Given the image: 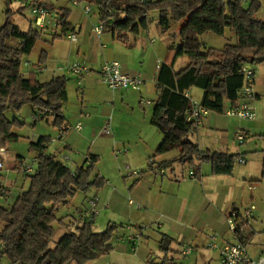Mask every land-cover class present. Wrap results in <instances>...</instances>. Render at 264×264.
I'll return each instance as SVG.
<instances>
[{"label":"rangeland","instance_id":"obj_1","mask_svg":"<svg viewBox=\"0 0 264 264\" xmlns=\"http://www.w3.org/2000/svg\"><path fill=\"white\" fill-rule=\"evenodd\" d=\"M43 1L52 14L49 17L51 23L47 25L48 27L44 32H40V38L35 42L32 51L29 55L23 56L20 63V71L23 75L35 76L40 81L49 80L47 76L50 70L38 73L32 64L36 66L47 64L49 67L56 68L60 65L67 66L73 63L86 62L83 56L75 54L77 45L71 43L66 37L71 31V27L65 33L62 31L60 11L65 9L68 11L67 20L78 31V39L85 37V32L87 33L92 25L97 23L96 14L99 11L92 4V11L87 15L81 7L73 5L71 0ZM250 1L243 0V5L247 7ZM259 1L263 3V0ZM32 2L33 0H30L23 4L20 0H0V26L8 16L10 21L22 30H28L30 27L36 29L32 22L30 9ZM86 2L90 3L89 1ZM82 4L85 2L82 1ZM158 17L157 11L150 12L147 29L141 31L137 37L145 44L148 36L149 38L154 37L156 40L154 47H163L167 43L169 44L171 40H179L178 31L181 23L175 22L171 18L170 33L165 35L158 23ZM256 17L264 20L263 5ZM80 26L83 28L82 32L78 30ZM173 33L176 39L170 35ZM51 38L54 39L53 43H51ZM200 40L202 49L210 47L221 49L226 43L234 44L236 37L226 29L224 36L205 33L200 37ZM186 61L185 56L179 57L176 68H180L181 64ZM259 65L261 63L252 66L257 69L258 73H261L263 67ZM54 72L56 75L66 74L70 76L72 74L67 69L55 70ZM101 79L98 78L97 83H95L96 87L94 85L92 92L90 88H86L87 82L85 83V80L77 86V79L72 76L69 77L67 84L68 99L62 108V114L66 118L69 117L68 122L71 125L76 120H81L83 122L81 131H75L72 128L64 131L63 137L58 138L61 127L53 126V116H44L33 110L28 104L23 105L18 111L8 109L4 113L7 120L16 119L20 122L19 125L11 129L12 133L15 132L18 135V139L8 143L6 150L10 154L21 156L19 159L21 164H32L33 171L36 168V162H33L36 155L30 149L29 144L39 136L50 138L47 146L48 153H53L55 148L59 146L63 147L65 140H68L64 137L68 135L74 149L61 148L60 154L65 152L64 156L69 157L70 160H74V156L75 161L81 163L88 155L94 154L98 157V161L90 174V179L92 180L95 175H98L103 180V184L99 187L90 186L85 191H77L68 203L57 206L55 216L64 221V226L59 227L56 223L53 224L55 231L49 242V247L55 246L63 228L72 230L76 227L75 222L81 225L85 220H91L90 217H84L82 212L89 208L90 199L95 195L100 204L99 213L93 215V230L101 232L105 230L107 224H115L117 229L113 241H116V236H121L118 242L128 244L129 248L127 251L124 250V253L118 251L111 253L110 251L90 260L91 262L88 261L86 264L160 263L165 256V252L159 247L161 235L168 232V228L173 225L177 227L178 231H175L174 235L172 234L175 241H172L171 248L166 255L169 264H219L217 250L207 247L210 236L216 235L218 241H221L222 238L230 239L231 233L225 222L226 214L233 208H244L250 205L255 206L252 221L255 235L250 237L246 244L249 252L256 255L257 245L264 242V236L261 232L264 228V87L259 88L257 86L259 83H256L255 90L260 92V98L252 103L256 112L255 119L247 120L226 116L225 113L211 112L213 115H219L223 121V125L220 127L221 132L228 138V145L219 150L234 154L241 153L244 162L241 163L238 159L231 175H211L209 165L202 164V178L194 180L191 179L192 177L189 178L188 172L191 175V169L186 164L179 162H174L170 167L164 168L162 174L157 167L154 169L148 167L147 156L154 152L150 147L147 149V146L161 137L160 132L148 122L147 114L144 117L142 104L138 103L140 99L138 96L130 99L132 103L121 102V99L118 98L116 105L107 104L111 100L112 90L107 88ZM140 88L141 91H136L135 94H141L144 99L152 101L151 104L142 105L145 110L150 111L156 98V92L151 90L150 94H147V82L145 86ZM120 91L122 92V90L118 92ZM99 108L103 111L100 113L101 115L97 116L95 111ZM87 111L90 112V116L85 114ZM35 115H39L41 119L35 120ZM77 115L80 117L76 118ZM108 118L111 119L112 133L105 134L101 131V127ZM239 130L245 135L243 143H239L235 138V132ZM191 139L193 141L197 139L195 133L191 135ZM60 154H57L58 159ZM5 160L4 168L0 172L4 176L5 183L13 181L14 186L11 187L13 191L11 197L7 198L6 201L0 198V204L8 208L10 207L8 204H12L15 200L16 194L28 188L29 177L22 170L21 165L16 170L13 168V161ZM65 164L71 165L72 163L68 160ZM126 167L131 171L138 170L140 172L134 175L129 174ZM162 178H168L169 182L160 188ZM138 179L140 185L136 186ZM147 179L151 182L147 183ZM153 179L156 184L152 182ZM130 187H133L131 191H129ZM147 187L151 188L150 193H148L151 205L144 204L140 210H136L134 206L128 204V200L129 198L133 199L134 189L143 188L147 193ZM107 189L113 190V193L108 195V199ZM103 205L106 206L102 207ZM129 222L132 224H128ZM133 223L137 226L144 223L146 226L143 229L136 227ZM158 223L161 226L158 227L156 225ZM127 224L133 227L132 232L142 231L134 244L129 243L126 239L129 233L125 230ZM199 230L201 231L199 232ZM116 245H114V249L118 250ZM186 245H190L193 250L189 255L182 256L179 253V248ZM8 263L9 261L5 257L0 259V264Z\"/></svg>","mask_w":264,"mask_h":264},{"label":"trees","instance_id":"obj_2","mask_svg":"<svg viewBox=\"0 0 264 264\" xmlns=\"http://www.w3.org/2000/svg\"><path fill=\"white\" fill-rule=\"evenodd\" d=\"M83 1L99 9L104 28L125 45L133 35L147 29L152 11L159 13L162 32L169 30L171 18L181 23L179 44L168 49L157 76L158 94L150 123L161 133L162 140L147 165L152 168L154 157L176 150V158L156 163V167L168 168L174 162L186 164L192 177L200 180L201 164L209 163L213 175H231L242 154L201 149L191 139L196 128L194 121L187 120V112L193 106L187 92L192 87L201 89L199 105L215 113H223L227 107L237 104L244 81L242 67L264 62V20L256 17L261 6L264 7V0L263 3L251 0L247 7L243 0ZM60 12L65 33L71 27L68 11ZM226 29L236 37L234 44L226 43L221 49H202L200 37L203 34L224 36ZM39 38L38 30L31 27L22 30L8 16L0 26V150H6L8 143L18 139L11 129L20 122L6 119L4 113L8 109L18 111L28 104L44 116L52 115L53 126L61 127L65 121L62 105L67 100L66 76L56 75L40 81L20 71L22 57L30 54ZM180 56H186L188 62L175 71V60ZM49 141V137L40 136L30 142L37 163L34 171L27 174L28 188L20 192L10 207L0 204V259L5 257L8 264H85L112 250L116 225L109 223L105 230L95 232L93 216L92 221L76 225L63 234L53 248L49 247L53 224L60 222L55 216L57 206L65 204L77 191L103 184L98 175L90 179L97 156H88L90 164L73 172L47 152ZM2 190L0 184V197ZM250 237L248 233L246 239ZM171 243V237L161 235L159 247L165 256L157 264H169L166 255Z\"/></svg>","mask_w":264,"mask_h":264},{"label":"crops","instance_id":"obj_3","mask_svg":"<svg viewBox=\"0 0 264 264\" xmlns=\"http://www.w3.org/2000/svg\"><path fill=\"white\" fill-rule=\"evenodd\" d=\"M96 20H97V23L100 21V19H99V13L96 14ZM97 23H94L92 25V27L95 24H97ZM70 26H71V24H70ZM92 27L90 28V30L87 31V33L85 32V37H82V38L79 37L78 41L76 43H73V44H76L77 45V47L75 49L76 50V53L75 54L77 56H83V59H85V61H86V62H83V64H85L90 69L89 73H87L85 75V76H87L86 79H85V76H84V78L82 79L81 83L83 82V80H85V83L87 82L86 83V88L87 89L90 88L91 91L93 92V87H94L95 83H97L98 78L101 79V76L99 74V69H100L101 65L104 62H106V61L117 60L120 63L121 70L123 72L129 73V74L141 73V75L143 77V80H144V83H143L142 86H145L146 85V82H147V94H150V91L151 90H155V92H156V98H157V94H158V89H157V76H158L160 64L164 61V57H165V54L168 51V49L171 48V47H173V46L178 45L180 40H173V41L171 40V42L169 44L167 43L163 47L162 46H158V47L155 46L154 47V44H155V41H156L154 37L149 38V36H148L147 37V43L145 44V42H143L141 39H139L137 37V35H138L137 34V35H133L131 37V41H130V43L128 45H125V44H123V43H121L119 41H116L114 39V37L112 36V34L106 28H104L103 31L101 32V34L97 36V35H95L92 32ZM71 30H75L76 31V28H74L73 26H71ZM78 30L82 32L83 31L82 26H80L78 28ZM106 31L108 33H105ZM40 32L42 33L44 31H40ZM76 32H77V35H78V31H76ZM166 33H168V34L170 33V28H169V30H167L166 32H164L165 35H166ZM170 35L172 37H174V38L176 37L174 33L173 34H170ZM53 41H54V39L51 38V43H53ZM149 44L152 47H148V46H150ZM43 51H45L47 53V51L45 49H43ZM178 58L175 60V63H174V70L175 71H178L181 68H183L187 64V62H188V60H187L186 62H184L183 64H181L180 68H176V62H177ZM27 64L30 65V63H28V62H27ZM32 66H33L34 70L36 72H38V73H42V72H44V71H46V70L49 69L50 70V73L48 74L47 79L48 78L50 79L53 76H56V74L54 72L55 70L60 71L57 68L58 66L56 68H53V67H49L47 64H44V66H39V65L36 66V65L32 64ZM250 66L253 68L254 73H255V86H256V83L258 82L259 84L257 86H259V88H262V86L264 87V62L261 63V65H259V66H262L263 67V70H262L261 73H258L257 72V69L254 68L252 65H250ZM39 67H44V69L39 71ZM57 75H60V74H57ZM61 75H63V74H61ZM64 75L67 78V82H66V92H67V99H68L67 84H68V81H69V77L70 76H72L73 78H76V77L73 76L72 74L70 76L69 75H66V74H64ZM81 83L78 84V81H77L76 84H77V86H79V85H81ZM95 87H96V85H95ZM119 90H122V92L121 91L118 92ZM136 91L137 92H140L141 91V88L139 90H132V91L124 90V89H115V90H112V92H111V94H112L111 95V100H110V102L108 101L107 104H111V105L115 104L116 105V102H117L118 98L121 99V102H128V103H130L131 102V100H130L131 98H134V97L138 96L140 98L139 101H138V103H140L142 105H145V104H143V103L140 102V100L141 99H144V98L141 96V94H137L136 95L135 94ZM255 92H256V97H255V100H256V99H259L260 98V92L259 91H256V90H255ZM127 94H129V95H127ZM187 95L189 97H191V99L193 101L199 103V101L202 98V90L199 89V88L198 89H194L192 87L187 92ZM156 98H155V100H156ZM147 100H149V99H147ZM149 101H150L149 104H151L152 101L151 100H149ZM65 102L63 103L62 108H63ZM142 105H141V107L143 108V111H144L143 112L144 113V117L147 114V120L150 123V116H151V113H152V109H153L154 103H153L152 109L150 110L151 113H149L150 111L145 110V108ZM227 106H229L228 103L226 104V107ZM139 107H140V105H139ZM253 108H254V106H253ZM139 110H136V112H139ZM88 111L85 114L87 116H90L89 115L90 112H88ZM102 111H103V109L99 108L98 110L95 111V113H97V116H98V115H101L100 113ZM211 112L212 111H208V113L203 116L202 121H201V124L196 128L195 134L197 136V139H195L194 142L198 143V145H199V147L201 149H208L210 151H219V152H221L219 149H221L223 147H226L228 145V138L225 135H223L222 132H221L222 129L220 127H222L223 121L221 120V118L219 117V115H213ZM217 114H222V113H217ZM255 114H256V112H255ZM226 116H228V115H226ZM63 117L65 118L64 123H67L68 125H70V128L69 129H72L73 128V130H75V131H81L83 129V122L81 120L78 119V120H76L74 122L73 125H71L68 122L69 117L66 118L64 115H63ZM79 117H80V115L79 116L77 115L76 118H79ZM106 120L107 121H105L104 124L106 122H109L110 125H111V119L108 118ZM77 122H80L81 123V128L80 129H75L74 128V125ZM104 124L101 127V131H102V128H103ZM13 133L16 134L15 132H13ZM110 133H112V125H111V131L108 134H110ZM37 139H35L34 141H31V142H35V141H37ZM64 139H68V140H65V142H64L65 144L63 145V147L59 146V147L55 148V151L53 153H51V154L55 155L57 159H58L57 154L58 153L60 154V152L62 151L61 148H65L66 147L67 149H70V150L74 149V148H72L73 146L71 144V139L68 137V135H66V137H64ZM161 140H162V135H161V137L159 139H156V141H154L153 143L149 144V146H147V149H148V147H150V149L154 152ZM223 152H227V151H223ZM63 154H65V152H63V153L60 154V158L61 159L59 158V160L62 163H64V164L68 160L71 161L72 164L71 165H67V166L73 172L76 171L79 167L85 168V167H87L90 164V161L91 160L88 158V156H97V155H94V154L88 155V156H86V158H84L83 162L81 163L79 161L78 162L75 161L74 156H73V159L74 160H70L69 157L64 156ZM34 155H36V153ZM152 155H148L147 156V161H148L149 157H151ZM177 155H178V151L173 150L171 152H168V153H165V154H162V155H159V156L154 157L153 158V161L155 162V164H154L155 166L153 165L152 168L153 169L156 168V163H159L161 161H170V160H173L174 158L177 157ZM2 159H8V160L13 161L12 162L13 163V166H14L13 168H15L16 170L19 169V166L21 164V160H19V159H21V156H19L17 154H10V153L7 152V150H0V160H2ZM87 159H89V161H87ZM4 163H6V162H4ZM96 163L97 162L94 163V166H95ZM203 164H208L209 165V167H210V173H211V165L209 163H203ZM157 169L159 170L160 168H157ZM161 170L163 171V169H161ZM201 170H202V164H201ZM188 173H189V178H191L192 177V173H191V175H190V172H188ZM211 175H213V174L211 173ZM3 177H4L3 174L0 172V184L3 186V190H2V194H1V197L0 198L6 201V199L7 198H10L11 195L13 194L12 193L13 191H12L11 187L14 186V182L13 181H8V182L5 183ZM167 179H164V178L161 179L160 186H159L160 188H163L166 184H168L169 181ZM191 179H194V178L192 177ZM136 182H137L136 183V186H139L140 185L139 184L140 183L139 179L136 180ZM149 182H151V181H148V179H147V183H149ZM152 182L156 184V181L154 179H153ZM136 188H138V187H136ZM132 189H133V187H130L129 191H131ZM150 191H151V188H148V187H147V193H146V190H144L143 188L136 189V190L134 189L133 190V199L132 198L131 199L129 198L128 204H130L131 206H134V208L136 210H140L144 204L150 206L151 205L150 198L148 197V193H150ZM20 192H18L16 194L15 199L20 194ZM112 193H113V190L107 189V192H106L107 199H108V195H111ZM68 201L66 203H68ZM98 202H99V200H98ZM12 204H8V205L10 206ZM99 204L100 203H98V207H99ZM102 207H104V205ZM58 220H60V222H55L56 225H58L59 227L64 226V221L62 219H58ZM74 224L75 225H78L76 222ZM128 224H132V222H129ZM133 224H135V223H133ZM156 225L158 227L161 226L160 223H158ZM135 226L144 229L146 225L144 223H140L139 226H137L136 224H135ZM169 227H170V225H169ZM125 230H126V228H125ZM54 231H55V227H54ZM68 231H70V230H67V229L63 228L62 229L61 236L63 234H65L66 232H68ZM175 231L177 232L178 229H177V227H174V225H173V226H171V228H168V232H166L165 234L168 235V236H170L172 238V241L173 240L175 241V237L172 236V234L173 235L175 234ZM200 231L201 230H199V232ZM141 234H142V231H141ZM61 236H59V237H61ZM119 237H121V236H116L115 237L116 241H113L112 240V250H111V253H114V252H117V251L120 252V253H124V250H126V251L128 250L129 245L128 244H124V243L122 244L121 242L119 243L118 242ZM177 240H179V239H177ZM115 244H117L116 246H117V249L118 250H115L114 249V245ZM171 245H172V243L170 244L169 248H171ZM184 247H180L179 248V253L181 252V250ZM180 255H182V254L180 253ZM89 262H91V261H89Z\"/></svg>","mask_w":264,"mask_h":264},{"label":"built area","instance_id":"obj_4","mask_svg":"<svg viewBox=\"0 0 264 264\" xmlns=\"http://www.w3.org/2000/svg\"><path fill=\"white\" fill-rule=\"evenodd\" d=\"M23 4L29 2L30 0H20ZM72 4L75 6L81 7L85 14H89L92 11V4L86 1L85 4H82L83 0H71ZM141 2H147L150 0H140ZM32 14V22L36 30L45 31L48 27L47 25L51 23L49 17L52 15L49 8L46 6L43 0H33L30 7ZM110 12V9H108ZM104 26L101 21L95 24L92 27V32L95 35H100L103 31ZM67 39L70 42L76 43L78 41V35L75 30H71L67 35ZM58 70L67 69L70 71L78 81V84L81 83L84 76L89 73L90 69L83 63H73L67 66H58ZM44 67H39V71L43 70ZM242 72L244 73L243 86L240 90V98L235 106H229L224 110V113L228 116L238 117L241 119L252 120L255 119V111L253 108V101L256 97L255 92V73L253 68L249 64H245L242 67ZM99 74L102 78L104 84L112 90L115 89H124V90H139L143 85L144 80L141 73L129 74L121 70L120 63L117 60H110L104 62L100 69ZM193 101V100H192ZM141 103L149 104L150 101L147 99H141ZM208 113V110L204 107H201L199 103L193 101L192 108L187 112V120L194 121L195 128H197L202 121L204 115ZM35 120L41 119L39 115L34 116ZM70 125L64 123L58 134V138L63 137L64 131L68 130ZM75 129L81 128V123L77 122L74 125ZM103 133L108 134L111 131V125L109 122H106L102 128ZM235 138L239 143H243L245 135L240 130L235 132ZM4 160H0V171L4 168ZM89 161V159H87ZM241 163L244 162L243 158H240ZM33 162H36V158H33ZM147 162H150L148 160ZM22 170L30 174L33 172L32 164H21ZM129 174H139L138 170H129L126 167ZM160 174L162 170L159 169ZM131 202V201H130ZM90 206L86 211L82 212V215L86 218L99 213L98 209V198L96 196L90 199ZM106 206V205H104ZM138 207V206H137ZM255 209L254 205H250L244 208H233L225 216V222L227 224L228 230L231 233V238H222L221 241H218L216 235L210 236V241L207 243V247L217 250L219 256V264H264V242H260L257 247L256 255H252L248 248L246 241V236L248 233H251V237L255 235V230L252 225L253 210ZM126 230L129 232L126 236L128 242L134 244L139 239L141 231L138 233L132 232V226L127 225ZM262 235L264 236V228L262 229ZM193 248L190 245H186L182 250L181 254L187 256L192 252Z\"/></svg>","mask_w":264,"mask_h":264},{"label":"water","instance_id":"obj_5","mask_svg":"<svg viewBox=\"0 0 264 264\" xmlns=\"http://www.w3.org/2000/svg\"><path fill=\"white\" fill-rule=\"evenodd\" d=\"M92 221V220H91Z\"/></svg>","mask_w":264,"mask_h":264}]
</instances>
